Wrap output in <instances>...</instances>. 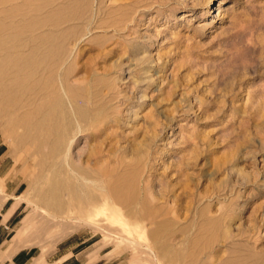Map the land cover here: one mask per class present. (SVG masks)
Masks as SVG:
<instances>
[{
  "label": "rangeland",
  "instance_id": "obj_1",
  "mask_svg": "<svg viewBox=\"0 0 264 264\" xmlns=\"http://www.w3.org/2000/svg\"><path fill=\"white\" fill-rule=\"evenodd\" d=\"M53 5L77 17L68 22L70 80L90 82L104 110L100 125L78 136L73 156L95 149L91 161L100 158L101 169L135 173L139 186L166 202L155 201L163 206L157 222L117 221L107 216L113 206L102 205L77 228L41 241L35 229L18 237L32 211L24 199L31 169L0 119L2 200L5 177L20 183L9 200L8 212L19 206L4 227L0 264H180L177 252L189 241L195 251L198 236L195 264H264V0ZM226 210L233 220L205 246L208 219ZM163 220L171 261L151 235Z\"/></svg>",
  "mask_w": 264,
  "mask_h": 264
},
{
  "label": "bare ground",
  "instance_id": "obj_2",
  "mask_svg": "<svg viewBox=\"0 0 264 264\" xmlns=\"http://www.w3.org/2000/svg\"><path fill=\"white\" fill-rule=\"evenodd\" d=\"M54 6L53 0H0V119L17 156H24L31 169L24 199L32 211L17 236L35 229L34 239L41 241L60 228L61 233L68 226L77 228L102 205L113 206L107 216L117 221L126 217L130 222H157L163 206L155 201L166 202L162 194L154 198L148 185L139 186L133 172L101 169L96 157L92 164L95 149L84 158L72 154L78 136L100 125L104 110L101 93L90 82L78 85L70 80L72 26L68 22L77 17ZM222 214L207 218L209 242L205 246L217 240L222 223L233 220L229 210ZM166 221H158L151 235L158 254L171 261L161 240ZM229 227L223 228L225 236ZM199 242V236L192 241L195 251H190L189 241L186 249L177 252L182 264H189V257L190 264L199 260Z\"/></svg>",
  "mask_w": 264,
  "mask_h": 264
},
{
  "label": "crops",
  "instance_id": "obj_3",
  "mask_svg": "<svg viewBox=\"0 0 264 264\" xmlns=\"http://www.w3.org/2000/svg\"><path fill=\"white\" fill-rule=\"evenodd\" d=\"M2 164V162H0V165ZM4 192L8 193L9 196L6 197L4 200H2V194L0 193V254L2 253V249H3V243L2 240L4 238L3 235V231H4V227L7 226V223L9 222V220L13 217L17 207L19 206V204L12 210V214L11 212L4 217V215L8 212V210L11 208V203H9V200L11 198H13V195H15V192L17 191L18 187L20 186L19 182H15L14 178H9V177H5L4 179Z\"/></svg>",
  "mask_w": 264,
  "mask_h": 264
}]
</instances>
